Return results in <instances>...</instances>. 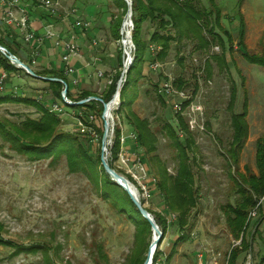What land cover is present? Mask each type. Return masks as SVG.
<instances>
[{
  "label": "rangeland",
  "instance_id": "obj_1",
  "mask_svg": "<svg viewBox=\"0 0 264 264\" xmlns=\"http://www.w3.org/2000/svg\"><path fill=\"white\" fill-rule=\"evenodd\" d=\"M21 1L28 3L33 14L41 16L44 12L47 13L42 0H36V4L31 0ZM56 1L60 5L57 15H52L56 20L55 28L64 39L75 36L80 42L82 47L78 57H83L86 61L90 78L88 84L98 96L106 94L119 70L123 73L127 57L123 38L117 39L114 36L116 33H113L118 29L112 23L114 18L123 14L119 0ZM214 1L215 3L211 0H198L204 9L214 10L211 22L224 41H216L207 50L197 49L195 40L172 41L166 58L163 61L154 60L162 63L158 70L151 67L154 62L152 56L155 57V54L150 45L156 44L152 41L153 32L161 29L150 19L142 24V37L148 45V60L143 74L136 77L135 86L129 88L130 98L133 100L130 108L140 118L149 120L150 129L157 138V150L143 154L144 148L139 146L137 140L126 137L124 142L121 139L120 154L114 159L112 148L115 133H110L108 138L106 158L109 163L112 161L116 171L129 180V175L132 176L135 182H130L137 188L140 199L155 220H160L161 229L165 228L162 219L168 220L167 235L161 244L159 242L160 246L157 245V250L162 252L160 264H200L202 256L204 261L216 256L218 264H226L230 250L242 235L247 242L252 241L253 249L243 251L236 264H248L249 261L255 264L264 259V217L250 220L253 208L249 207L245 220L249 223L248 229H244V234L243 231L238 235L232 231L227 219L228 205L236 206L241 197L237 191L236 179L241 175L247 176L246 172L258 173L257 140L264 138V67L250 62L245 54L264 53V0ZM217 13L219 23L216 21ZM127 15L128 11L124 19ZM75 19L89 22L90 27L76 29L73 25ZM242 20L246 27L245 47L240 42ZM124 28L128 30L127 23L122 25V36ZM161 32L172 36L176 34L171 26L169 30ZM205 35L209 37L206 31ZM94 38L103 41L94 45ZM20 40L17 45L21 47V51L17 52V56L24 58L35 72L40 70L37 62L41 49L36 50L35 46L31 47L23 39ZM121 49L123 65L119 59ZM134 49L135 45L132 55L136 58L137 48L136 51ZM223 52L227 58V68L221 70L213 61V74L208 76L207 61H212L213 54ZM182 56L185 57L183 62L180 61ZM1 69L3 68L0 66ZM165 77H171L176 88L183 90L190 100L183 115L177 114L171 100H166L159 91V84ZM121 78H118V83L122 91L128 82V75L124 83ZM179 78L185 80L182 88L177 85ZM233 84L238 89L235 112L241 113L245 100L248 101L247 119L250 130L249 137L238 153V161L229 153L234 133L232 111L228 108ZM70 86L73 95L79 97L82 94L84 87L81 84L71 80ZM13 93L14 98L22 96L29 99L43 94L41 100L47 105L60 99L54 98L49 82L33 77L24 68L9 76L6 91L2 95L13 96ZM160 95L166 103H163ZM121 106L122 98L112 105L111 115L115 121L113 123L110 119L111 131L113 124H120L127 136L132 133L126 116L130 108L126 106L118 114ZM73 110H77V113L74 114ZM66 111L65 115L58 117L57 128L77 137L90 156L95 161H100L103 147L101 131L105 129L103 117L98 118L97 122L100 138L92 143L80 135L76 121L78 111L84 114L87 110L67 105ZM179 115L189 124L196 144L189 155L195 174L194 187L198 201L185 216L184 228H181V214L168 208L159 186L163 167L167 168L169 174L176 175L177 150L163 127L167 123L172 124L183 139ZM42 116L43 113L30 103L15 100L0 102V128L12 127L29 118L39 119ZM192 117L196 122L191 121ZM12 146L0 129V239L4 240V243H0V264H47L46 254L53 258L54 264H127L135 246L134 221L121 213L111 200L102 199L90 177L82 172H71L65 155L58 159L34 160ZM151 188L152 192L148 195L147 191ZM257 220L262 222L259 228L256 227ZM183 234L186 235L185 238L180 239ZM155 236L156 233L151 230L150 247ZM6 241L10 244L5 243ZM32 244L44 247L35 252L20 249ZM97 244H102L108 259L100 258ZM239 246L241 244L237 245L238 248ZM170 255L172 259L167 262Z\"/></svg>",
  "mask_w": 264,
  "mask_h": 264
},
{
  "label": "trees",
  "instance_id": "obj_2",
  "mask_svg": "<svg viewBox=\"0 0 264 264\" xmlns=\"http://www.w3.org/2000/svg\"><path fill=\"white\" fill-rule=\"evenodd\" d=\"M33 4H36V0H31ZM133 1V21L135 29L133 32V42L137 48L136 58L128 74V82L124 85L121 91L122 106L118 110V114L124 111L125 107H131L133 102L130 98V86H135L137 83L138 74H143L144 65L148 60L146 58L147 44L142 37V24L150 19L156 23L157 27L161 30L156 29L152 34V41L157 45L163 47L155 57L152 56V60L163 61L171 47L172 41H191L197 42V49L207 50L216 41L223 42L224 39L220 36L211 22V17L215 14L214 10L204 9L200 6L198 0H132ZM215 3L214 0H211ZM118 2V0H117ZM120 6L123 9V14L114 18L112 23L117 25L118 29L113 31L116 34L114 36L117 39H121L124 36L121 34V28L124 22V15L127 13L128 8L125 0H119ZM30 9V8H29ZM30 13L33 14L30 10ZM216 16V15H215ZM40 18L44 19L45 23H52L56 20L52 18V15L48 12H44ZM116 19V22H115ZM216 21L219 23V13H217ZM216 22V23H217ZM173 27L176 30L175 35H165L161 31L169 30V27ZM240 42L242 46H246L244 39L246 36L245 22L242 20L240 27ZM205 31L209 34V37L205 35ZM0 44L5 46L12 53L16 54L15 50L6 46L2 38H0ZM127 48L130 50L128 45L124 42ZM248 60L252 63L261 65L264 67V53L263 54H250L245 52ZM212 61H207L206 69L208 76L213 74V61H215L220 69L227 68V58L225 53L213 54ZM119 59L121 65H123V50L119 52ZM185 57H181L180 61L183 62ZM0 66L3 70L7 71L9 76L18 70H22L12 63L1 51H0ZM36 73L40 76L45 77H57L68 83L67 96L73 101H80L94 95L89 91H83L82 94L74 98L69 75H66L63 70L55 69H42L36 70ZM122 71L119 70L117 78H114L106 94L99 96L104 99L105 102H109L117 91L118 78L121 77ZM137 77V78H136ZM245 79V77H243ZM46 81V80H45ZM9 82V79L8 81ZM53 91L54 98H62L64 91V83L60 81H46ZM178 87L182 88L185 86V80L179 78L177 80ZM238 89L235 84L232 86L231 101L229 109L232 111V126L234 128L233 140L231 142L229 153L231 157L238 161V153L243 148L244 142L249 137V124H248V101L244 102V110L241 113L235 112V105L237 101ZM161 96V95H160ZM164 97V96H163ZM161 96L163 103H166L165 99ZM5 100H15L17 102H27L34 105L43 116L39 119L29 118L21 124H14L12 127L1 126V131L5 135V138L13 144V148L19 153L30 156V159L40 160L44 158L58 159L61 155H65L67 164L71 172H82L83 174L90 177L93 181L95 188L99 192L102 199L109 201L111 200L115 206H118L121 213H125L127 217L134 221L136 226L135 235V246L132 254L128 257L127 264H143L146 260L147 253L149 251V243L151 230H153L150 222L142 215L139 208L136 206L129 193L122 188L112 176L105 170L102 160L95 161L92 156L84 149L83 145L79 142V139L71 134L65 133L57 128L58 116L49 111L46 104L38 102L35 98H23L16 97L7 94L5 97H0V102ZM189 102L185 104V107ZM80 109H86L84 117L89 114L96 115L97 118H102L104 113V103L99 100H92L82 105H72ZM128 124L131 126L132 132L137 136V142L140 147L144 148L143 154L151 153L157 150V138L154 132L150 129V122L147 119L140 118L136 113L130 110L126 114ZM180 128L184 132V138L181 139L179 132L174 128L172 124L164 125V132L171 140L173 147L177 150L178 165L176 169V175H171L167 171V168L161 169L162 182L159 183L161 186L162 194L164 195L165 202L169 209L179 212L181 228L186 227L185 216L191 212V210L197 205L198 196L196 195L195 185V174L192 166V161L189 155V151L194 150L196 147L195 140L190 131L189 124L185 119L179 115ZM209 126V124H208ZM122 127L120 124H116L115 127V140L112 148V155L114 159L118 158L122 142ZM104 134V130L101 131V138ZM90 142H94L87 136H83ZM196 157L193 158L195 161ZM113 167L112 161H110ZM256 166L258 173L246 172L247 176L241 175L239 179H236L237 191L241 195L240 200L236 206L228 205L229 210L227 211L228 223L235 234L247 230L249 223H246V216L249 213L247 210L249 207L254 208L257 204V199L264 195V138L260 137L257 140V152H256ZM115 168V167H113ZM250 170V169H249ZM130 181H133L131 175H129ZM129 179V178H128ZM252 190V191H251ZM256 193V195H255ZM257 196V197H256ZM144 202V201H143ZM149 210V209H148ZM150 211V210H149ZM151 212V211H150ZM156 222L161 225L160 220L156 218ZM165 224V228L162 227L164 236L160 242L164 240L168 230V220L162 219ZM261 221L256 222V227L259 228ZM161 228V226H160ZM245 231L243 232V234ZM185 234L180 236V239L185 238ZM242 238L241 246L233 247L228 255L227 264H236L239 255L243 251L253 249L252 241L247 242L244 235ZM254 239V238H253ZM4 240L0 239V243ZM4 243V242H3ZM7 243V241L5 242ZM10 244V243H7ZM158 245V247L160 246ZM40 244H32L27 247H20V249L26 252H35L43 249L44 246ZM97 249L100 253V258L108 259L107 254L104 252L102 244H97ZM21 251V250H20ZM46 254V253H45ZM15 255V254H12ZM161 250H157L155 254L154 264H160L161 261ZM47 264H54V260L48 254L44 255ZM172 259V255L168 256L166 261L169 262ZM264 259L261 262L255 264H263ZM71 264V263H69Z\"/></svg>",
  "mask_w": 264,
  "mask_h": 264
},
{
  "label": "built area",
  "instance_id": "obj_3",
  "mask_svg": "<svg viewBox=\"0 0 264 264\" xmlns=\"http://www.w3.org/2000/svg\"><path fill=\"white\" fill-rule=\"evenodd\" d=\"M0 5L3 8V13L0 17V38L4 36L3 33V26L10 27L12 26L15 28L18 36H20L27 44H29L31 47L35 46L37 48L36 50H39L41 45L45 43L46 40H49L53 42V45L56 48H60L62 50V55H61V61L63 63V69L66 75H71L75 73V67L72 64V60L74 57L80 54L81 52V44L80 42L75 39V36H72L71 38L64 39L61 35V32L55 28V23H46L44 26V33L39 34L36 29L33 28L32 26V15L30 13L29 5L28 3L22 2L21 0H0ZM60 5L59 1L56 0H42V6L46 9V11L53 15L56 16L58 13V7ZM75 12V10H74ZM133 13L132 15L128 14L125 17L124 24L129 23V31L124 28L123 36L124 33L127 31L126 36L129 34L131 37L132 44L130 45V50L127 48L125 45L124 51L127 55L124 63V70L122 73V78L121 81L124 83V81L127 78L128 72L130 68L132 67L134 61H135V55H132L133 52V47L135 44H133V31L135 29V24L133 21ZM74 27L80 28V27H85L88 29L90 27L89 22H85L84 20L80 19H75L73 23ZM125 37V36H124ZM124 37H123V43H124ZM103 41V39L100 38H94L93 39V44L97 45L99 42ZM150 49L153 54H157L158 52L161 51L162 47L156 45V44H151ZM4 50L6 52L9 51L7 47L4 46ZM136 51V46L135 49ZM39 55V54H38ZM16 65V64H15ZM151 67L154 70H158L162 67V63L158 61H154L151 64ZM102 75V73H101ZM9 79V74L7 71L1 69L0 70V97H3L5 95H2L6 91L7 87V81ZM160 86V93L166 98V100H171V104L174 107L175 111L177 114H184V109H185V104L186 102L190 101L188 100L187 94L174 85V80L171 77H165L161 83L159 84ZM63 95V93H62ZM13 96L14 93H13ZM17 97V96H16ZM43 97V94H41L38 98H35L38 102H42L41 98ZM120 96L117 98H112L110 100V112L112 111V105L114 102H117L118 100L120 101ZM58 100V99H57ZM73 100L69 98L67 95H63L61 99L58 101H54L51 105H47L49 108V111L51 113H54L58 117H61L67 113L66 108L67 105L71 104ZM74 111V110H73ZM77 110L74 111V114L77 113ZM112 113V112H111ZM112 118H110L113 123H114V116L111 115ZM76 121H77V126L80 135L82 136H87L91 140L95 141L100 138V134L98 131V118L94 114H89L87 117H84L83 112L78 111V114L76 115ZM192 122H196L195 119L192 117L191 119ZM115 127L116 125L112 126V131L115 133ZM123 132V131H122ZM111 136V135H110ZM126 137L130 138L133 137L135 140H137V136L135 133L128 134L127 136L122 133V141L124 142L126 140ZM108 150V148H107ZM155 181V178H154ZM148 195L151 194L152 188L149 189ZM263 214V215H262ZM259 216L264 217V195L259 197L257 199V204L256 206L251 210L249 219L253 220L254 218H257ZM242 241V238L235 242L233 247L240 245ZM157 251V247L154 250L153 257H152V264H154V259H155V254ZM251 256V255H250ZM211 260H203V256L201 257V262L200 264H218V258L216 256H213ZM228 262V261H227ZM227 264V263H226ZM248 264H252L251 261H249Z\"/></svg>",
  "mask_w": 264,
  "mask_h": 264
},
{
  "label": "water",
  "instance_id": "obj_4",
  "mask_svg": "<svg viewBox=\"0 0 264 264\" xmlns=\"http://www.w3.org/2000/svg\"><path fill=\"white\" fill-rule=\"evenodd\" d=\"M128 4V14L132 15L133 13V8H132V4L133 1L132 0H125ZM129 35V34H128ZM125 42V40H124ZM0 51L10 60L12 61L14 64H16L19 67H22L24 69H26V71L31 74L33 77L35 78H40L46 81H62L64 83V91H63V95H67L68 93V83L65 82L64 80L57 78V77H45V76H40L38 75L34 69L29 66L26 62H24L21 58H19L16 54L12 53L11 51L6 52L4 50V46H2L0 44ZM120 84L118 83L117 86V91L116 94L114 95L113 98H116L118 96H120ZM92 100H99L101 102L104 103V113H103V119H104V134H103V138H102V154H101V160H102V164L105 168V170L112 176L113 180H115L122 188H124L130 195V197L132 198V200L134 201V203L136 204V206L139 208V210L141 211L142 215L150 222V224L152 225L153 231L154 233H156V236L154 237L153 243L147 253V257L146 260L143 264H152V257H153V253L155 248L157 247V245L159 244V242L162 240V236H163V231L160 228L159 224L156 222L154 216L152 215V213L145 207L144 202L140 199L139 194H137L134 190H132L131 188V182L130 180L120 174L119 172L116 171L115 168H113L111 166V164L109 163V161L106 158V150H107V143H108V138L110 137V132H111V124H110V116H111V112H110V101L109 102H105L104 99L102 97L99 96H90L88 98L82 99L80 101H73L71 102L72 105H82L85 103H88Z\"/></svg>",
  "mask_w": 264,
  "mask_h": 264
},
{
  "label": "crops",
  "instance_id": "obj_5",
  "mask_svg": "<svg viewBox=\"0 0 264 264\" xmlns=\"http://www.w3.org/2000/svg\"><path fill=\"white\" fill-rule=\"evenodd\" d=\"M75 4L79 8L78 3L75 2ZM2 13H3V8L0 5V17ZM45 24L46 23L44 22V19L40 18V16L35 14V16L32 17V26L34 29L37 30L39 34L44 33ZM3 33L4 36L2 38L3 40H5L6 46L15 50L16 53L21 51V47H19L17 44L21 42L20 39L22 38L18 36L15 28H13L12 26L10 27L3 26ZM40 49L41 50L39 52V55L41 54V56L39 57V60L37 62V64L41 67L40 70L42 69L63 70L64 65L61 61L62 50L60 48H56L53 45V42L46 40L45 43L41 45ZM22 60L26 62L24 58H22ZM72 64L75 67L76 72L73 75H70L69 80L70 81L73 80L76 84H81L84 87L83 91H89L94 95H98L96 94V92L93 91L91 86L88 84L90 78L87 71L85 59L83 57L79 58L77 55L76 57L73 58ZM74 98H77V96L74 95Z\"/></svg>",
  "mask_w": 264,
  "mask_h": 264
},
{
  "label": "bare ground",
  "instance_id": "obj_6",
  "mask_svg": "<svg viewBox=\"0 0 264 264\" xmlns=\"http://www.w3.org/2000/svg\"><path fill=\"white\" fill-rule=\"evenodd\" d=\"M129 26H130V24L129 23H127V31H129ZM126 33H128V32H126ZM125 43L128 45V47L130 48V45L132 44V41H131V37H130V35H125ZM131 188H132V190H134L137 194L139 193L138 191H137V188L133 185V184H131Z\"/></svg>",
  "mask_w": 264,
  "mask_h": 264
}]
</instances>
